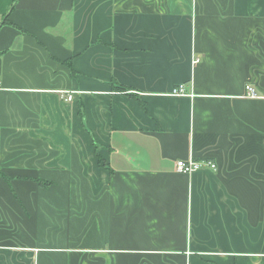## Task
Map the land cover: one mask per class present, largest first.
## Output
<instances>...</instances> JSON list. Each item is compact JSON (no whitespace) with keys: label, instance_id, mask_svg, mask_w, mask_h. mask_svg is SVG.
I'll use <instances>...</instances> for the list:
<instances>
[{"label":"crops","instance_id":"crops-1","mask_svg":"<svg viewBox=\"0 0 264 264\" xmlns=\"http://www.w3.org/2000/svg\"><path fill=\"white\" fill-rule=\"evenodd\" d=\"M13 3L0 264H264V0Z\"/></svg>","mask_w":264,"mask_h":264},{"label":"built area","instance_id":"built-area-1","mask_svg":"<svg viewBox=\"0 0 264 264\" xmlns=\"http://www.w3.org/2000/svg\"><path fill=\"white\" fill-rule=\"evenodd\" d=\"M199 59H195L193 63H198ZM1 86V85H0ZM62 95H65L64 98L66 101H72V97L74 92H62ZM173 96H181L185 94V86L179 85L177 86L171 93ZM245 97L249 99H257L259 98L256 94L254 87L251 84L245 85ZM210 169L215 170L216 166L212 161L204 160V161H196L192 158L186 160H178L176 162V171L183 174H191L196 171Z\"/></svg>","mask_w":264,"mask_h":264},{"label":"trees","instance_id":"trees-1","mask_svg":"<svg viewBox=\"0 0 264 264\" xmlns=\"http://www.w3.org/2000/svg\"><path fill=\"white\" fill-rule=\"evenodd\" d=\"M17 2V0H14V3H13V5H12V7H11V10L13 9V7H14V4ZM8 21H7V16H5L4 17V21H3V24L4 23H7ZM115 90H118V91H120V92H125L126 90H125V88L124 87H122V86H118V87H113ZM94 143V142H93ZM96 150H97V148H96ZM96 158H97V164H98V166L99 167H101V168H104V169H106V170H108L109 172H112V170L110 169V167L105 163V160L98 154V152L96 153ZM38 184H41V185H44V186H46L47 185V182H45V181H38Z\"/></svg>","mask_w":264,"mask_h":264},{"label":"rangeland","instance_id":"rangeland-1","mask_svg":"<svg viewBox=\"0 0 264 264\" xmlns=\"http://www.w3.org/2000/svg\"><path fill=\"white\" fill-rule=\"evenodd\" d=\"M55 226L58 227V225H55ZM49 244H50L49 240H45V246H50Z\"/></svg>","mask_w":264,"mask_h":264}]
</instances>
